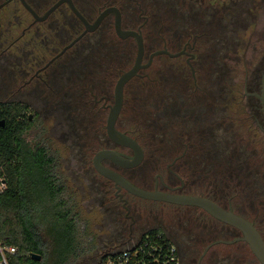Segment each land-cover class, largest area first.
Returning <instances> with one entry per match:
<instances>
[{
  "label": "rangeland",
  "instance_id": "obj_1",
  "mask_svg": "<svg viewBox=\"0 0 264 264\" xmlns=\"http://www.w3.org/2000/svg\"><path fill=\"white\" fill-rule=\"evenodd\" d=\"M3 1L0 0V4ZM28 1L33 5L35 11H38V14L44 12L45 7L41 8L40 3L42 5V2L47 0ZM141 1L150 9L148 12L150 19L145 28L146 47L149 46V49L147 48L149 51L159 49L162 41L175 47L177 43L186 40L188 35H197V60L194 62L213 60L215 62L209 65L215 66L216 69L207 71L208 73L212 72L209 76L210 80L208 77L205 78L206 80L197 82V85L205 90L204 93L212 92L209 103L206 101L207 99L203 100L201 94L190 91L191 85L188 81L182 80L180 76L179 68L181 65H178L179 62L175 61L169 64L165 58L160 59L162 62L161 73L158 71L154 75L160 81L157 89H160V92H156L157 98H152V101L155 102L154 106L149 105L146 98L149 89L142 86L141 81H133L126 86V101L131 106H128L124 112V123L121 120L118 125L121 129L130 131L134 137L138 138L140 145L142 137L145 159L136 172L145 174L150 183L154 179V165L159 158L162 159L163 163H169V153H163L159 150L158 145L162 142L163 137L160 136L164 132L167 138L171 137L170 120H173L177 115L181 122L178 125L179 133L180 131L184 135L189 133L195 141L198 139L197 142L200 147H203L205 142H210L209 149L212 147L216 149V161L224 162L225 191L226 194L235 196L232 198L235 201V211L244 214L240 201L241 196H243L246 205L252 207L254 212H256V206H259L258 221L261 224L264 222V152H262L261 144L255 138L256 132L248 135L247 124H245V118L242 114L244 110L240 106L243 102L237 98L238 93L242 90V73L253 72L264 55V44L259 42V38L264 37V27H262L264 21L255 26L254 19L256 16L259 17V11L253 10L255 0ZM256 6H259L258 1ZM261 12L264 13V10ZM160 18L163 19L162 23H159ZM31 22L30 15L22 11L15 3H10L0 10V103L9 102L12 97L14 88L12 74L15 62L31 66L30 64L37 60L36 56L42 55L41 48L47 42L52 43V50L48 57L50 58L77 36V33L72 31L49 32L48 30L45 32L44 29L50 24L48 21L45 24L35 26L33 29L37 36L38 46L36 48L33 49L30 46L23 48V45L20 47V44L18 46L20 50H16L15 47L10 48L11 42ZM58 29L61 30V27L59 26ZM256 38L258 39L257 42ZM128 47L126 49L128 51L126 56L129 57L128 63H122V60L126 59L121 58L120 50L122 47L119 46H113L112 59H108L105 33L90 34L76 43L64 55L63 59L58 60L46 73L63 63L65 59L76 58L75 73L80 74L82 82H88L84 84L92 88V84L99 80L97 69L106 70L104 62L113 61L110 65L113 67L115 80L120 69L126 70L131 67L135 49L130 44ZM132 48L133 52L131 53ZM16 55H18V60H14ZM44 63L45 61L42 65ZM38 66H40L39 63ZM261 68L263 67L260 66L259 69ZM104 75L103 73L102 76ZM159 77L163 78L159 80ZM174 89H177L178 92L184 91L183 94L189 91L188 94L184 95L189 97V100L184 96L177 95ZM111 94L112 92H109L110 102ZM189 94L193 95L194 101ZM197 95L203 101L202 104L196 102ZM175 97L179 99L178 102ZM33 130L35 127L31 129V132ZM84 131L89 134L85 136V139H89L92 134L91 128L88 127ZM173 144L171 142V145L169 143L167 146L171 152L174 151ZM90 148H94V151L96 146L92 144L88 147L79 145L74 151L68 147L65 150L67 155L74 156L76 165L78 163L83 172L88 171L87 178L94 172L88 163L91 158L88 152ZM235 162L238 164L235 165ZM73 164L67 161L64 171H60L62 178L66 179V187L64 184L65 191L61 189L62 192L56 198L59 203L61 201L59 208L62 211L65 210L67 220L71 217L74 218L72 220L74 234L71 242L73 252L70 258L62 264H95L100 255L119 249L104 250L109 244L122 243L121 248L129 239L110 235L109 231H105L104 222L106 221H100L102 217L101 214L98 215L100 212L96 210L97 206L94 203V201L104 197V191L94 185L92 186V183H95L93 181L86 184L84 181L77 180L78 172L75 168L76 165ZM82 164L85 165V168L82 167ZM80 173L82 174V172ZM53 175L59 177V172L57 171ZM96 184L110 186L108 182L102 180ZM241 186L245 187L244 195L235 190L236 187ZM125 198L129 200L132 208L133 206L138 207L137 211L134 212V222L137 229L143 231L142 233L159 231L175 237L176 233L182 234V229H185L192 236H198L202 234V228L206 227L205 231L210 235L209 242H213V239L218 236V232H222L213 222L204 221L198 212L175 210L160 205L143 203L127 196ZM257 210L259 211L258 208ZM123 222L127 224L124 220ZM122 225L116 224L113 227L117 226L119 230ZM261 229L264 238V227ZM230 234H232L231 231L225 232L226 241L231 240ZM138 239L139 237L135 236L131 238L130 242H136ZM192 242L191 238L186 236L182 240L176 239L178 247L184 253L183 264H197L194 254H192L194 253L193 250L189 249ZM231 246L225 251L213 246L204 259L198 263L256 264L250 256H246L243 245L232 244ZM52 250L53 247L51 246L44 264H52L55 260L52 257Z\"/></svg>",
  "mask_w": 264,
  "mask_h": 264
},
{
  "label": "flooded vegetation",
  "instance_id": "obj_2",
  "mask_svg": "<svg viewBox=\"0 0 264 264\" xmlns=\"http://www.w3.org/2000/svg\"><path fill=\"white\" fill-rule=\"evenodd\" d=\"M58 1L60 0L43 1L42 5L40 3V6L41 8L45 7L43 10L44 12L42 14H38V11H35L33 5L28 0H25L29 7L38 16H42ZM69 1L79 13V15L83 18V20L89 25H92L101 15L104 14L97 28L93 32L82 35L85 31L83 22L71 12L67 3H62L46 18L45 21L41 23H33V19L31 18L32 22L28 24L25 29L21 30L20 34L14 41L11 42L9 47H15L16 50H20L18 49V46L20 44V47H22L23 45V48L24 46H26V48L29 46L33 49L36 48V46L38 45L36 40L37 36L33 32L34 27L50 21L49 26L44 29L45 32L48 30L49 32H75L77 33V36L75 38L82 35L76 43L82 41L86 36L90 34H95L97 32L105 33V44L106 48L108 49L107 58L112 59L114 53L113 46H119L122 47L120 50L121 58L126 59L122 60V63H128L129 57L126 56V54H128V51L126 49L129 44L133 45L136 53V44L132 37L121 39L116 35L115 23L118 21L120 31L135 32L140 35L142 39L143 56L141 65H147V67L141 69L138 75L134 78L138 77L141 79V76L143 75L144 78L148 81H158L157 78L154 77V75L155 72L157 73L158 71V73H161V58H165L167 63L169 64L171 62L178 61V65H181V68H179V73L182 80L184 81L196 82L200 80H206L210 76V74H212V72L208 73L207 71H214L216 69L215 66L209 65L215 62L213 60H204L198 63L194 62L197 60V35H188L186 40L180 42L179 44L177 43L175 47H173V45H170L169 43H166L165 41H162L161 47L159 49L149 51V46L146 47L145 28L146 23L150 19L148 16V12L150 9L141 0ZM257 1L259 2V6L255 7ZM10 3H15L19 8L22 9V11L27 13L21 7L18 0H12L8 4ZM114 10H116L117 14L114 13ZM253 10L259 11V17L256 16V18L254 19L255 26H257L261 21H264V13L261 12V10H264V0H255ZM162 21L163 19L160 18L159 23H162ZM59 26L61 27V30L58 29ZM253 26L254 24L252 25V27ZM262 27H264V25ZM27 37L28 39L26 40ZM259 39V42L264 44V37H260ZM72 41L63 46L60 51L55 53L50 58L48 57L52 50V43L47 42L45 46L41 48L42 55L39 57L36 56L37 60H35L33 64H30L31 66L15 62L12 74V81L14 86L12 90V97L9 102H1V104H10L17 107L19 106L20 109H22L21 113L15 118V120L22 126H28L27 130L22 135V138L28 145L35 148V150L42 149L44 151L43 156L46 160H50V163L48 165L52 166L53 174H55V172L57 171L59 172V177L57 175L54 177L55 181L59 185V188L63 187V191H65L66 179L62 178L60 171H64V167H66L67 161H70L71 164L74 163L76 165L74 156L66 154V147H68V149H70L71 151H74L75 148L79 145L86 147L91 144L93 146L95 145L96 149L94 151V148H90L88 150L89 154L91 155L90 161H88V163L92 167V169L93 157L100 150H113L118 152L125 158H130L133 155V153L129 149L112 144L107 139L105 134L107 114L113 104V87L117 78L121 75L120 74L116 78V80H114L113 67L110 65V63H113V61L111 62L109 60L104 62L106 64V70H103L102 68L97 69V73H99V80L96 83L94 82L92 84V88H90L89 85L84 84L88 82H82L80 74L75 73L74 67L77 64L76 58L70 57L68 59H65L63 63L59 64L58 66L54 67L53 70L46 73L49 68L54 66L58 60L63 59L64 55L72 49V47L76 43L65 50L62 55L57 57V55ZM257 41L258 39L256 38V42ZM24 42L26 43L24 44ZM157 52L162 53L154 55ZM150 57L151 61H149ZM261 58L262 61L260 60L258 65H262L263 68H261L259 73H255V70L248 74L247 72H245L244 76H242L245 81L255 79L261 82L262 80H264V55ZM14 60H18V55L15 56ZM44 61L45 63L42 65ZM38 63L40 64V66H38ZM103 73L105 74L104 76H102ZM95 75H97L96 72ZM162 78L163 77H159V80ZM131 80L129 82H131ZM208 80H210V77L208 78ZM129 82L123 88L122 105L118 117L115 121L114 127L118 132L125 134L136 141L143 153L142 160L137 167L131 169H123L117 167L108 160H102L101 165L117 173L134 187L147 192L156 191L160 193L170 194L176 197H196L205 199L213 202L221 209L240 216L245 220H247L246 218L248 213L258 216L259 213L257 208L260 212L259 206H256V212H254L252 207H248V205H246L243 196H241L242 199L240 201L242 203L244 214H240L235 211V201L232 199L235 196H230L226 194L225 191L224 162L220 160L216 161V149L214 147L209 149L208 146L211 145L210 142H205V146L203 145V147H200V144L197 142L198 139L195 141L194 137L190 136L189 133L186 135H184L183 132L181 133V131L179 133L178 125L181 122L178 120L179 118H177V115L173 120H170L171 137L167 138L165 136V132L161 136L159 135L163 138L162 142L158 145V148L163 153H169V163H163L161 161L162 159L159 158L158 162H156L154 165V179L150 183L145 174L136 172V170L141 166L145 159L144 148L142 146V143L140 145L138 138L134 137V135L130 131L128 132L124 128L121 129L118 125L121 120L124 123V112L128 108V106H131L130 104L128 105L126 101V86L129 84ZM174 90H176L177 95L182 97L189 92L188 91L186 94H183L182 92L184 91L180 90L178 92L177 89ZM190 91L201 94V96L204 98L203 100L207 99L206 101L208 103L210 101L209 99L212 96V92H210L211 94L209 93V91L208 93H204L205 90L202 89H192ZM109 92H112V94L110 95L111 102L109 100ZM157 92L159 93L160 89L157 90ZM243 92V98H239V100L243 102V104L240 106L244 110V113L242 114L245 118L244 122L245 124H247V133L249 135L250 133L256 132L255 138L261 144L262 152H264V113L262 112V107L259 101L256 97L253 96L254 94H258L259 91L248 92V90L244 88ZM189 95L194 101L195 99L193 98V95ZM185 98L189 100V97ZM175 100L178 102L179 99L175 97ZM197 101L199 104H202L203 102L199 99V96L198 98H196V102ZM248 118H252L254 120V124L250 123L248 121ZM33 127H35V130L31 132V129H33ZM88 127L91 128L92 134L89 139H85V136L89 134L88 132L84 131V129ZM127 127H129V125H127ZM171 142L172 144L174 143L173 152H171L170 148L168 149L167 147L169 143L171 145ZM236 164H238V162H235V165ZM82 167L85 168V165H83ZM75 168L78 172V175L76 177L77 180L84 181L86 184L93 181L95 183H92V186L94 185L96 188H100L104 191V197L100 200H96L97 202L94 201V203L97 206L96 210L100 212L98 213V215L101 214L102 218L100 219V221H106L104 222L105 231H109L110 235L112 234L118 237L121 236L124 239H131L135 236L139 237L144 234L142 233L143 231L141 232L137 229V225H135L134 222V212L137 211L138 207L133 206L132 208L129 200L125 198L127 196L143 203L160 205L175 210L198 212L201 217L204 218V221L213 222L218 226V228L222 230V232H218V236L213 239V242H209L210 235L205 231L206 227L202 228V234H199L198 236H192L190 232L185 229H182V234L176 233L177 235H175V237L169 235L168 233L167 235L162 232L166 236H168L176 246L178 254L181 257L182 264L184 261V253L178 247L176 239L182 240L184 236L191 238V240L193 241L192 245L190 244L191 248L189 249L191 251L193 250L192 252L194 253H191L195 255V253H200L201 250V257L205 256L213 246H219L221 248L222 246H231L232 244L235 245L236 243H240L243 246L246 245L244 242L240 241L241 234L239 231L216 221L197 207L142 200L130 195L123 188L115 186L107 179L102 178L95 171L90 174L89 180V178L86 177V174L88 173L86 169V171L83 172V169H81L78 163ZM80 172H82V174ZM101 180L108 182L110 186H107L105 184H96V182H101ZM244 189L245 187L243 186L235 188V190L239 191L241 194L244 193ZM233 192L235 194V191ZM123 220L127 222V224H125ZM247 221L251 223L249 220ZM116 224L123 225L118 230L117 226L113 227V225ZM253 227L257 230L254 225ZM226 231L232 232V234H230L232 236L231 240H225L227 237L225 235ZM257 232L259 233L258 230ZM113 245L114 244L112 243L109 244V246H107L104 250L108 251L111 249L120 248L122 243H119L117 245L115 244L114 246Z\"/></svg>",
  "mask_w": 264,
  "mask_h": 264
},
{
  "label": "trees",
  "instance_id": "obj_3",
  "mask_svg": "<svg viewBox=\"0 0 264 264\" xmlns=\"http://www.w3.org/2000/svg\"><path fill=\"white\" fill-rule=\"evenodd\" d=\"M130 51L132 53L133 48ZM260 66L262 65L255 68V73L260 72ZM124 71V68L120 69L117 75ZM138 80L149 89L146 98L149 105L154 106L152 98H156L160 81H148L142 75L141 79L137 77L131 82ZM242 81V90L237 98H243L244 88L248 92L260 91L259 80ZM197 82L188 81L192 89H202ZM21 110L19 106L0 103V121L4 123L0 127V178L6 183V190L0 195V243L15 249L13 255L6 256L8 264H44L51 246L52 257L55 259L52 264H62L73 252L71 242L74 218L67 220L65 210L59 208L61 201L59 203L56 198L62 188L55 181L52 166L48 165L50 160L44 158L42 149L35 150L22 138L28 126H22L15 120ZM248 121L254 124L252 118H248ZM246 219L262 236L264 222L259 224L258 216L250 213ZM155 234L157 233L154 231L147 233L149 236ZM231 247L217 246V249L225 251ZM244 250L246 256H250L258 264L246 245ZM201 254L200 250V253L194 255L197 264L205 257H201ZM31 255L40 256V260H32Z\"/></svg>",
  "mask_w": 264,
  "mask_h": 264
},
{
  "label": "water",
  "instance_id": "obj_4",
  "mask_svg": "<svg viewBox=\"0 0 264 264\" xmlns=\"http://www.w3.org/2000/svg\"><path fill=\"white\" fill-rule=\"evenodd\" d=\"M12 0L4 1L0 4V9H2L4 6H6L9 2ZM21 7L31 16L33 19V23H41L46 20V18L62 3H67L69 6V9L71 12L79 18L85 27V31L82 35L86 33L93 32L103 15H101L92 25L87 24L83 18L79 15V13L76 11V9L73 7L71 2L69 0H60L55 5H53L49 10H47L42 16H38L25 2V0H18ZM114 13L117 14L116 10H114ZM115 32L116 35L121 38H129L132 37L136 44V53H135V59L132 64V66L121 73V75L117 78L114 87H113V104L110 107L106 123H105V134L107 139L114 144L115 146H119L122 148L129 149L133 155L130 158H125L121 154H119L116 151L113 150H100L98 151L92 160V166L94 171L101 176L104 179H107L108 181L112 182L115 186L119 188H123L127 193H129L132 196H135L137 198H140L142 200L146 201H155V202H163V203H169V204H175V205H183V206H192L197 207L201 209L203 212H205L207 215H209L211 218L215 219L216 221L223 223L229 227H232L240 232L241 238L240 241L244 242L255 260L258 264H264V242L260 236V234L257 232V230L253 227L251 223H249L244 218L237 216L231 212H228L226 210L221 209L219 206L214 204L213 202H210L205 199L196 198V197H176L172 196L170 194L160 193V192H147L141 189H138L128 183L125 179H123L121 176H119L117 173L113 172L112 170L104 167L101 165L102 160H108L112 164H114L117 167L123 168V169H131L134 167H137L141 160H142V150L140 146L136 143L135 140L130 138L129 136L122 134L118 132L115 129V121L118 117V114L121 109L122 105V93L124 86L134 77L138 75V73L143 69L144 67H147V65L142 66V56H143V43L140 35H138L135 32H122L119 29V22L117 21L115 23ZM81 35V36H82ZM80 36V37H81ZM80 37L75 38L68 46H66L58 55H62V53L73 46ZM162 52H157L154 55L160 54ZM152 57V56H151ZM151 57L150 60L151 61ZM254 97L257 98L259 101L262 112L264 113V80L261 81L260 91L258 94H254ZM3 121H0V127L3 126ZM31 259L34 261H39L40 256L37 255H31Z\"/></svg>",
  "mask_w": 264,
  "mask_h": 264
},
{
  "label": "built area",
  "instance_id": "obj_5",
  "mask_svg": "<svg viewBox=\"0 0 264 264\" xmlns=\"http://www.w3.org/2000/svg\"><path fill=\"white\" fill-rule=\"evenodd\" d=\"M6 190L5 181L0 178V195ZM148 232L139 236L136 242L128 240L121 248L106 252L95 264H182L174 243L164 233L157 231L154 236ZM15 249L0 243V264H8L6 256Z\"/></svg>",
  "mask_w": 264,
  "mask_h": 264
}]
</instances>
